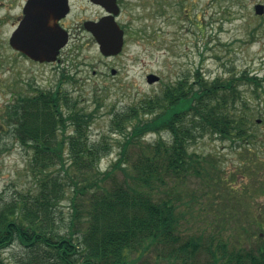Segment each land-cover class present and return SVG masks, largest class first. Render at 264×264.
Instances as JSON below:
<instances>
[{"label":"trees","instance_id":"16d2710c","mask_svg":"<svg viewBox=\"0 0 264 264\" xmlns=\"http://www.w3.org/2000/svg\"><path fill=\"white\" fill-rule=\"evenodd\" d=\"M244 84L262 86L249 73L210 81L198 72L135 105L111 106L108 134L120 138L121 147L105 171L107 137L90 139L101 98L89 111L61 88L12 92L0 133L29 154L35 188L0 195V264H8L4 253L14 245L23 249L19 264H264V248L231 249L223 237L215 244L183 229L188 202L179 186L217 170L190 152L191 145L217 136L242 154L260 141L242 99ZM148 135L159 138L145 142ZM66 200L68 218L61 210Z\"/></svg>","mask_w":264,"mask_h":264},{"label":"rangeland","instance_id":"374dc122","mask_svg":"<svg viewBox=\"0 0 264 264\" xmlns=\"http://www.w3.org/2000/svg\"><path fill=\"white\" fill-rule=\"evenodd\" d=\"M258 1L132 0L124 20L129 11L135 20L128 27L123 52L113 58L103 56L82 29L79 19L83 15L92 17L94 11L74 10L69 22L81 30L79 40L72 41L70 47L79 49L65 58V70L56 65H36L24 57L17 58V70L0 69V124L4 126L1 116L12 92L61 88L79 101L80 108L89 111L96 109L94 101L99 97L104 107L90 127V139L98 142L107 137L111 152L100 164L105 171L117 160L121 147V139L108 134L111 106L121 109L135 105L198 72L210 81L229 74L257 75L261 87L244 84L240 90L254 123L262 120L256 123L260 141L249 153L243 150L240 154L230 140L211 135L197 139L190 152L210 159L217 170L211 178L207 174L189 177L179 190L188 202L182 206L187 214L185 234L202 233L215 244L217 238L223 237L231 249L264 248V17L255 14ZM0 30L4 31L0 54L9 58L8 45L3 41L10 29L1 26ZM152 73L161 80L150 85L147 76ZM162 137L169 139L166 133ZM158 138L159 135H148L145 142ZM28 160L22 144L0 133V195L8 198L16 189L35 188ZM117 178H122L120 172ZM61 210L70 217V200L63 203ZM22 254L23 249L14 245L4 257L8 264H19Z\"/></svg>","mask_w":264,"mask_h":264},{"label":"flooded vegetation","instance_id":"af4514ba","mask_svg":"<svg viewBox=\"0 0 264 264\" xmlns=\"http://www.w3.org/2000/svg\"><path fill=\"white\" fill-rule=\"evenodd\" d=\"M102 1L112 2L113 0H102ZM67 2L70 7V12L68 15L65 16V0H0V27L3 26V28L5 29H10L8 37L6 36V38H4L3 41V43H6L8 45V54L10 56L9 58H7L5 55L0 54V69L17 70L18 67L17 58L19 59L21 57H24L30 60L28 56L23 54L21 51L14 49L10 44V39L13 33L21 26L22 22L27 16L29 9L31 10L36 8L41 12L43 11H50L52 13L56 12L55 14L56 18L54 20L53 17L55 15H51L53 29L56 31L55 38L58 42L64 43V45L60 48L58 52L57 61L50 63L49 62L42 63V62L30 60L36 65H40V66L56 65L59 66V70H65V58L79 49L78 47H70V43L74 40H79L80 37L79 30H81V27L76 26L77 28L74 29L73 23L69 22L74 10L77 9H83L84 11L86 10L94 11L92 17L83 15V17L80 18L79 20L81 21L82 19V24H81L82 29L84 30V32H86L89 35V37L92 40L96 42L98 49H99L98 42L95 39V37L92 35V33L87 29L86 23L87 22L97 23L101 21L103 18L108 16H113L115 18V21L124 30L125 44L127 43L126 38L128 37V27L134 22L135 19L133 15H130L131 12L129 11L127 19L124 20V13L127 8L130 9V6L132 5V0H116L118 13L109 12L106 7L93 0H67ZM263 3L264 0H259L256 5ZM257 16L262 18L264 17V14ZM65 30L69 35V41L66 47H65ZM2 32L4 31L0 30V36ZM118 55L107 56V58H113Z\"/></svg>","mask_w":264,"mask_h":264},{"label":"water","instance_id":"95a60500","mask_svg":"<svg viewBox=\"0 0 264 264\" xmlns=\"http://www.w3.org/2000/svg\"><path fill=\"white\" fill-rule=\"evenodd\" d=\"M102 4L109 12L118 13L116 0L104 2L102 0H93ZM70 8L65 0V16L69 13ZM256 14L264 13V5H257ZM56 12L43 11L34 8L29 9L26 18L21 26L13 33L10 44L21 51L33 61L38 62H55L57 61L58 52L64 43L58 42L55 38L56 31L53 29L52 16ZM56 15L53 17V20ZM87 29L92 33L98 42L99 49L104 56H113L121 53L124 47V31L115 21L113 16L103 18L97 23L87 22ZM69 35L65 30V46L68 43ZM115 73V70H113ZM160 81L156 74H150L147 77L148 84H155ZM261 123V120H257Z\"/></svg>","mask_w":264,"mask_h":264}]
</instances>
